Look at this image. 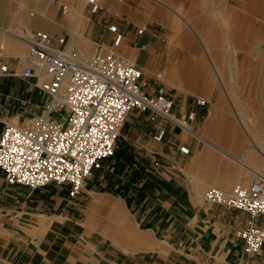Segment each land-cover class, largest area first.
Returning <instances> with one entry per match:
<instances>
[{
	"label": "crops",
	"instance_id": "obj_1",
	"mask_svg": "<svg viewBox=\"0 0 264 264\" xmlns=\"http://www.w3.org/2000/svg\"><path fill=\"white\" fill-rule=\"evenodd\" d=\"M2 3L7 5V0H0V65L6 63L8 73H0V130L9 120L24 122L42 110L39 88L34 80L21 75L27 51L22 34L27 32L26 24L36 23H26L24 17L20 16L21 20L9 10L6 17ZM11 25L24 31H3ZM148 46L156 49L147 51ZM169 50L162 61L161 46L148 37L141 44L137 42L134 51L143 57L140 67L145 71L162 61L164 81L169 80L166 83L177 91L182 104L188 103L187 97L181 96L187 92L198 91L208 98V107L199 108L203 118L194 123L201 138L174 130L163 141L154 142L144 118L139 113L130 114L128 117L136 120L130 128L125 122L123 135L129 150L139 154L136 170L122 171L120 163L116 173L107 174L105 181L98 178L71 204L63 191H54L51 185L34 190L8 186L0 174V258L6 254L16 264H264V246L257 255L247 256L236 236L249 219L248 213L208 204L201 193L208 184L225 191L238 179L246 181L247 174L239 167L250 174L258 172L248 161L264 170V132L247 130L248 125L264 129V119L254 125L238 113L247 117L253 100H264V80L230 79L236 99V106L230 105L235 122L220 93L212 90L218 82L212 77L190 82L185 90L177 89L175 70L185 58L180 60L184 55L175 56ZM218 84L227 91L228 79ZM207 108L209 113L204 115ZM182 143L189 147L187 154L178 151ZM156 160L157 167L153 164ZM105 185V207H109L96 209L100 218L86 214L84 193L98 194L96 188ZM98 205L100 202L94 200L90 210ZM113 205L115 209H111ZM257 218L255 224L264 228V217ZM41 222L46 225L41 226ZM4 226L12 232L9 236L2 234Z\"/></svg>",
	"mask_w": 264,
	"mask_h": 264
},
{
	"label": "built area",
	"instance_id": "obj_2",
	"mask_svg": "<svg viewBox=\"0 0 264 264\" xmlns=\"http://www.w3.org/2000/svg\"><path fill=\"white\" fill-rule=\"evenodd\" d=\"M120 2L110 0L115 5ZM84 5L89 19L104 9L99 0H84ZM66 10L63 5L62 11ZM102 23L100 41L94 42L87 58L78 55L70 35L53 38L39 29L22 35L27 51L21 75L34 80L39 88L42 110L27 124L7 122L0 130V174L8 186L31 190L55 186L65 191L66 202L71 204L93 172L114 156L122 126L134 112L149 124L154 142L163 141L176 129L201 138L194 123L203 118L199 108L208 107L207 99L196 95L187 107L178 106L167 92L163 71L146 74L137 63L134 50L142 35L148 34L156 46L167 44L162 28L146 24L129 31L108 16ZM0 73H8L6 63L0 65ZM208 113L207 108L204 115ZM177 148L180 153L189 152L185 143ZM138 156L134 153L132 168ZM153 164L157 167V160ZM119 165L107 164V174L116 173ZM204 199L211 205L248 213L249 219L236 236L243 254L251 256L261 251L264 228L256 225L255 219L264 217L263 175L253 174L247 184H235L229 193L211 185Z\"/></svg>",
	"mask_w": 264,
	"mask_h": 264
},
{
	"label": "rangeland",
	"instance_id": "obj_3",
	"mask_svg": "<svg viewBox=\"0 0 264 264\" xmlns=\"http://www.w3.org/2000/svg\"><path fill=\"white\" fill-rule=\"evenodd\" d=\"M99 1L104 6L102 13L98 16H95V19L91 18L89 20L87 7H85L83 0H7V5L6 3H2V7L5 11L6 17H8L9 11H13L11 15L15 17H24L26 23L35 21L36 25L34 26L29 27V25L26 24L25 30L27 32L31 31L32 29L46 30L52 36H54V38L61 35L69 36L71 33V29L75 25V22H77V20L79 19L78 14H80L81 23L78 26V32H81L82 35L77 36L75 39V44H73L77 48V50L79 49V52L84 58L89 57L93 52V49L95 47L94 42L100 41V35L103 30L102 20L106 16H108L112 20L120 22L125 27L129 26V31L132 28H135V26H142L146 24H148V27H160L164 31L168 40L167 44L161 45L163 61L166 57L165 53L169 49H171L169 51L175 53V56L184 55L182 56V58H180V60L186 58L189 48H182V46L179 44L181 38L189 39L191 40V42H195V44L198 43V38L190 29L185 26L182 19H180V17H178L175 13L168 11V9H165L166 4L172 5L176 10L180 11L181 15L184 18L192 20L196 24V26H198L204 32V34H206L205 40L208 42V45L211 47V49L216 50L214 61L219 67V70L222 72L223 82L228 79L229 86L227 87L226 91L218 84L219 79H217V75L211 67L212 70L209 74V77H212L213 80L218 81L214 84L212 90L220 93L222 100L233 119L235 118V113L233 112V108L230 105H232L233 103L236 106V99L235 94L232 91V84L230 82V79H232L233 81H235V79L237 81H240L241 79H249L254 81L264 80V20L260 18V16L264 15L263 6H258L257 8L252 7L250 6V0H121V2L117 5L110 3V0ZM252 1L254 2V0ZM63 5L67 6V10L65 12L62 11ZM114 14H116V16H113ZM168 18L174 20L173 22L175 23H172V25L168 26L167 24L164 25L163 20ZM130 21L134 22L135 25L128 23ZM5 28L13 29L16 34H22V32L24 31L21 29L12 28V25ZM91 29L92 31L90 32ZM183 31H187L189 33V37L183 36ZM141 37L138 40L139 44H141L143 41L148 40L149 36L145 34ZM86 38H88L89 40ZM169 46L170 48L168 49ZM82 49L87 50H84L85 52H87L85 55L83 54ZM155 49L156 48L152 46H148L146 48L147 51ZM136 57L138 65L141 66V63H144L143 57H139V55L137 54ZM197 58V61L199 63L210 65V61L204 51L201 50L200 54H197ZM162 61L159 63L157 62L155 66L149 68L150 72L143 69L144 73L150 74L157 69L162 70ZM166 82L167 81H165L167 92L173 97L174 102L178 106L187 107L191 98L193 96H196L188 92L181 94V96H183L182 98L185 99L187 97L188 101L187 104H182L179 101L180 95L177 94V91L174 88L168 86ZM225 92H228L229 99ZM197 96L204 97L208 100V98L203 94H197ZM209 99L211 100V98ZM252 109L253 110L249 111V115L247 117L240 111H238V113L241 118H243L244 120L247 118L250 124L252 123L256 125L257 123H259L260 119H264V100L255 98L253 100ZM135 120L136 118L133 116L128 117L125 121L127 122V127L130 128ZM29 121L30 119H27L24 122L22 121V119H12L7 122L11 124L22 125V123L27 124L29 123ZM124 126L125 123L120 131V136L116 143L114 156L104 162L103 168L93 172L92 176L85 181L83 189H88V187L96 184V180L98 178H100L102 181H105V179L107 178V171L105 170V167L111 162H117L119 164L121 163L123 168V170L121 169L122 171L129 170L132 173L136 170L135 167H133L131 170L130 167L128 168V166L130 165V161L133 160L134 162L135 157L134 152L129 150V146L126 143L125 137L123 135ZM248 126L247 130L249 132H252V130L264 132V129L262 128L259 129L258 127L252 128ZM183 134L187 136V134ZM122 148H125V153L130 157V160L127 162H124L122 156H116V152L118 150H121ZM234 154L238 157L241 156V153ZM248 163L251 164L252 167H254L256 171H258V173L264 175L263 169H258L257 165H255L251 161H248ZM239 169L241 173L247 174V180L243 182V184H247L253 174L247 173L242 167H239ZM238 183H242V181L238 179L235 184ZM209 185L213 184L206 185L201 191L203 198L204 192ZM52 187H54V191H63L58 187ZM106 188V185L100 188H96V191L100 192L98 194H87L88 192L84 193V202L87 203L88 201L87 209L85 210L86 214L90 216L93 215V217H101L96 209H103V211L107 209L108 205L105 207L106 199L104 196V193L107 192ZM230 190L231 189H225L226 192H230ZM63 192L64 194H66L65 191ZM90 198H93V200L89 201ZM94 200H98L101 205L95 206L93 210H90V207L92 206ZM115 208L116 207L114 205L111 206V209ZM59 218H61V216H59ZM258 219L259 218H257L256 222L258 221ZM103 220L106 221L105 217L103 218ZM40 224L41 226L46 225L43 224V222H41ZM52 224H55V222L50 223V225ZM5 226L8 227L7 225ZM5 226L2 229V234L9 236L12 232ZM32 235H34V233ZM0 264L16 263L11 257H8L6 256V254H4L0 258Z\"/></svg>",
	"mask_w": 264,
	"mask_h": 264
},
{
	"label": "bare ground",
	"instance_id": "obj_4",
	"mask_svg": "<svg viewBox=\"0 0 264 264\" xmlns=\"http://www.w3.org/2000/svg\"><path fill=\"white\" fill-rule=\"evenodd\" d=\"M84 1V0H83ZM160 1V0H159ZM244 1V0H242ZM247 1V0H246ZM245 1V3H246ZM249 2V1H248ZM250 6L257 8L258 6H263L264 7V0H254V2L252 0H250ZM253 2V3H252ZM83 3V2H82ZM165 9H168V11L175 13L178 17H180V19H182L183 23L185 24V26L190 29L195 36L198 38V45L195 44V42H191V40L189 39H185V38H181L179 41V44L182 46V48L184 49H188V54L186 55V58L180 63L181 65L178 67V69L175 70V75L176 78L174 85L177 87V89H184L186 84H189L190 82H203L205 79H208L209 74L211 72V70L213 69L214 72L217 75V79H219V81L223 82L222 78V72L219 70V67L217 66V64L214 61V55L216 53L215 49H211V47L208 45V42L205 40V36L206 34H204V32L198 27L196 26V24L189 19L184 18L180 11L176 10L172 5H168L166 4ZM33 15V14H32ZM263 15V14H262ZM82 16V15H81ZM264 16V15H263ZM260 16V18L262 20H264V17ZM79 19L77 20V22H75V25L73 26V28L71 29V38L70 41L71 43L75 44V39L77 36H81L82 33L78 32V26L81 23L80 21V14H78ZM151 17V16H150ZM259 17V16H258ZM158 18V17H157ZM174 20L168 18V19H164L163 20V24L167 26L168 25H172V23L174 24L175 22H173ZM173 28V27H172ZM175 29V28H174ZM6 30L10 31V32H14L15 31L11 28H5L3 27V31L5 32ZM40 30V29H39ZM46 31V30H44ZM177 31V30H176ZM48 32V31H46ZM49 33V32H48ZM50 34V33H49ZM51 35V34H50ZM52 36V35H51ZM183 36L185 37H189V33L187 31H183ZM54 38V36H52ZM79 40V39H78ZM85 50V49H84ZM82 49L83 54L85 55L87 52V50L84 51ZM204 51L206 56L208 57L209 61H210V65L205 64V63H199L197 61V54H200V51ZM79 51V49H78ZM218 51V50H217ZM78 55L81 58H84L80 52H78ZM137 58V57H136ZM201 59V58H200ZM182 60V59H181ZM172 63V62H171ZM212 67V69H211ZM174 68V67H173ZM175 69V68H174ZM163 71V70H162ZM164 75V74H163ZM164 79H166V77L164 76ZM169 81V80H167ZM172 81V78H171ZM206 81V80H205ZM204 81V82H205ZM173 82V81H172ZM171 82V83H172ZM192 83H190L191 85ZM201 84V83H199ZM196 85V84H195ZM197 86V85H196ZM195 86V87H196ZM194 87V86H193ZM185 90V89H184ZM192 92V91H191ZM198 91H193L194 95L199 94ZM243 124V122H242ZM259 144V143H258ZM262 145V144H261ZM263 151H261V154L264 156V148H261ZM258 173V172H257ZM260 174V173H259ZM262 175V174H261ZM264 176V175H263ZM214 186V185H213ZM217 187V186H216ZM219 188V187H218ZM221 189V188H220ZM223 190V189H221ZM224 191V190H223ZM226 192V191H224ZM229 193V192H227Z\"/></svg>",
	"mask_w": 264,
	"mask_h": 264
},
{
	"label": "trees",
	"instance_id": "obj_5",
	"mask_svg": "<svg viewBox=\"0 0 264 264\" xmlns=\"http://www.w3.org/2000/svg\"><path fill=\"white\" fill-rule=\"evenodd\" d=\"M116 156H122L124 159V162H127L130 160V157L125 153V148H122L121 150H118L116 152Z\"/></svg>",
	"mask_w": 264,
	"mask_h": 264
}]
</instances>
